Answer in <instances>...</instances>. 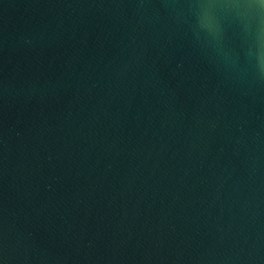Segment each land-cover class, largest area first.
<instances>
[{
  "label": "water",
  "instance_id": "1",
  "mask_svg": "<svg viewBox=\"0 0 264 264\" xmlns=\"http://www.w3.org/2000/svg\"><path fill=\"white\" fill-rule=\"evenodd\" d=\"M0 264H264V0H0Z\"/></svg>",
  "mask_w": 264,
  "mask_h": 264
}]
</instances>
